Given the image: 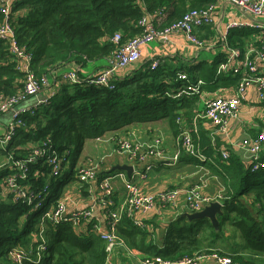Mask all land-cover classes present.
<instances>
[{
    "label": "trees",
    "instance_id": "16d2710c",
    "mask_svg": "<svg viewBox=\"0 0 264 264\" xmlns=\"http://www.w3.org/2000/svg\"><path fill=\"white\" fill-rule=\"evenodd\" d=\"M6 2L0 0V24L9 21L13 26L19 45L32 55L33 70L40 78L70 61L85 65L90 61L105 59L116 47L110 41L111 38L122 33L126 41L140 35L143 30L139 21L145 17H152L157 29L164 28L177 23L192 10L208 8L214 0ZM8 5L10 13L7 15L4 10ZM163 13L167 15L165 23H162ZM244 34L246 31L243 28L230 31L228 43L231 49L243 53L246 45L239 36ZM226 62L223 55L212 64L202 63L192 69L182 68V71H173L164 63L153 71L146 63L131 75L118 79L115 90L94 85L83 87L66 84L60 94L37 107L33 115L24 116L25 126H16L11 142L4 149L0 148V264H13L8 256L15 246L28 250L32 258L36 256L38 242L33 235H39L41 231L36 227L41 211L22 204L3 183L10 169L2 165L9 158L25 159L29 156L31 144L49 139L51 151L58 154L69 152L70 156L73 151L78 156L90 139H97L129 123L142 124L160 118L168 121L177 140L180 135L178 119L193 120L194 105L200 96H184L178 100L173 96L190 84H197L199 80L206 86V82L213 83L217 78L227 77L218 73L219 66ZM18 67L19 63L12 60L8 47L0 42V102L23 91L25 75ZM143 68L146 69L143 71ZM179 72L188 76V82L179 79ZM238 79L236 77L234 81L238 82ZM198 145L204 155L214 156L208 154L210 147L204 136H200ZM79 160L76 157L71 162L66 175L58 180H50L53 195L61 194L60 189L57 190L60 183L74 177ZM222 161L220 168L226 175L224 182L227 191L217 227L207 218L192 220L182 215L170 220L163 229L160 228L159 234H155L158 226H153L152 232L150 228L138 227L132 219L125 217L117 227L118 237L143 261L160 259L176 262L201 254H217L229 257L237 264H264V261L256 260H264V169L254 168L257 162H264V156L261 155L255 162L251 160L249 165L235 155ZM87 162L81 163L85 165ZM105 167L106 164L100 167L97 181L91 182L96 187L106 177L124 173L112 172V167ZM31 171H37L42 177L35 178L32 174L28 186L40 190L41 186L47 184L48 177L43 176L49 175L48 166L33 165ZM76 182L80 194L90 183ZM91 223L85 227L87 230L80 232L70 222L56 224L47 221L43 230L49 251L40 263L24 264H108L106 244L92 229ZM227 226L235 230L245 244L244 254L234 252V248L227 251L224 247H218L224 239H230L226 236Z\"/></svg>",
    "mask_w": 264,
    "mask_h": 264
},
{
    "label": "built area",
    "instance_id": "2783aa9c",
    "mask_svg": "<svg viewBox=\"0 0 264 264\" xmlns=\"http://www.w3.org/2000/svg\"><path fill=\"white\" fill-rule=\"evenodd\" d=\"M12 0H7V4ZM221 4L233 5L238 8L241 13L254 21L250 24L233 22L229 25L225 34L222 35L226 47L229 50V56L226 63L218 68L219 74H230L238 77L235 96L225 97L217 96L214 99H208L203 105V110L198 112L194 124L191 126L188 121L180 117L177 121L179 125V137L176 141L178 147L177 153L169 158L166 148V137L157 133L148 140L136 141V134L133 132H126L125 135H104L95 139L96 143L107 138H112L113 151H106L99 160H88L87 164H77L74 169V177L81 183L96 182L101 166H105L107 162L114 158H126L127 165L133 167L134 178H143L152 172L155 166L163 160L170 159L173 165H176L182 154L196 160L198 163H204L206 157L200 151L198 139H200L199 132H197V124L200 120H206L212 123L215 127L224 128L229 119L235 120L240 117V108L247 96L249 90H254L258 96V102L264 107V71L259 68L258 62L264 64V0H214V3L206 9H195L188 12L181 20L171 26L164 28H156L152 17H145L139 21V26L142 28L140 35L134 38L123 40L122 33L115 34L110 41L116 46L114 51L105 58L106 66L100 73L90 77L80 78L78 70L66 72L61 77L62 85H94L99 88H107L108 90L116 89V81L119 74L131 66H134L140 61L141 49L155 41L163 40L169 41L170 36L177 34V32H184L186 39L195 49H202L206 47L205 41H202L197 36L199 28L212 26L214 24L213 15L216 8ZM5 14L10 13V6L4 10ZM167 15L163 13L162 19ZM234 28H249L258 31V46H253L249 49H244L243 53L238 49H231L228 43V37L231 30ZM0 42H3L11 53L12 60L19 63L20 70L25 77L23 91L16 95L6 98L0 102V115L12 112V121L8 125L7 133L0 138V148H5L13 138L14 128L16 126H25L23 117L26 115H33L35 108L21 107L23 103L29 98L39 95L49 89L55 78L52 72L38 77L33 70V57L22 48L15 35V30L9 21L0 24ZM162 65L161 58L152 61L150 64L151 70L155 71ZM178 77L182 81L188 82V76L184 72L178 73ZM205 83L199 80L197 84H190L185 89L178 91L173 97L179 99L181 97L203 96ZM205 92V91H204ZM106 137V138H105ZM51 141H43L38 144L30 145L29 156L25 159L16 160L12 156L2 166H8L10 172L4 179L3 183L9 193H14L16 199L24 205L33 206L34 210L41 211L43 217L38 225V230H41L39 235L34 234V240L38 242L36 247V256L31 254L26 249L14 247L10 252L8 258L13 264H24L25 262L40 263L45 258L49 251L46 245V238L44 236V226L47 221H53L59 224L63 221L70 222L80 232L87 230L85 227L93 222L95 219V211L92 209H77L73 212L69 211L71 204V194H54L51 192V179H59L66 174L67 170L71 168L69 164V152L65 154H58L51 151ZM239 146L242 149L248 150L252 156V161L255 162L261 158V153L264 150V125L261 132L255 139L246 138ZM223 158H229L228 154H224ZM45 164L48 166L47 184L41 186L40 190H34L29 187L31 176L40 178L37 171L30 172L33 165ZM264 169V162L255 164V170L258 168ZM43 175V174H42ZM121 179L124 182V189L126 190L124 200L116 205L114 202L115 188L113 182L115 179ZM56 180V181H57ZM65 179L64 183H67ZM101 192L97 201L98 205L105 210L107 216L106 230H102L98 223H91L92 229L106 244L107 252H109V259L116 253V249L127 247L125 243L118 237V225L125 218L128 217L134 221V215L138 212L149 213L151 211H158L160 213L166 209L174 208L176 211L180 208L176 203L178 192L166 191L161 195L154 196L143 193L139 186L128 177L127 173H119L118 175L106 177L98 186ZM224 191L220 192L216 198H207L199 194L198 189H191L185 199L183 209L187 214H196L203 211L213 203H221L224 199ZM135 223V222H134ZM138 227L143 228L141 223H135ZM132 252L131 250L129 251ZM213 259L217 264H237L229 257L218 256L217 254H201L193 258H183V260L171 262L160 259H147L142 264H199L202 260ZM240 264V263H239Z\"/></svg>",
    "mask_w": 264,
    "mask_h": 264
},
{
    "label": "crops",
    "instance_id": "0c3cea01",
    "mask_svg": "<svg viewBox=\"0 0 264 264\" xmlns=\"http://www.w3.org/2000/svg\"><path fill=\"white\" fill-rule=\"evenodd\" d=\"M166 19V17H165ZM165 19H162V23H165ZM153 20V18H152ZM214 24L199 28L197 30V36L202 41H205L206 47L202 49H195L186 39L184 32H177V34L170 36L169 41L158 40L141 49L140 61L134 66L129 67L125 71L119 74L118 79H122L128 75H131L134 71H137L144 64L152 63V61L161 58L162 64L167 65L173 71H182V68H195L199 64L208 63L212 64L215 60L225 55L226 61L228 60L229 50L222 40V35L225 34L229 25L233 22L247 23L250 24L254 20L244 16L241 11L235 6L228 4L219 5L214 11L213 15ZM161 23V25H162ZM264 23V22H262ZM246 34L239 36L244 41L246 49L258 46V31L251 30L249 28H243ZM247 36V37H246ZM106 66V60L102 59L99 61H90L85 65H80L76 61H70L57 67L52 73L55 78L52 86L47 91L29 98L28 101L23 103L21 107L25 108H37L48 102L49 98L54 95L60 94L63 88L61 77L66 72L78 70L79 75L84 77H90L103 71ZM260 69L264 71V64L258 62ZM146 68H143V71ZM180 73V72H179ZM227 77L217 78L213 83H207L204 87L203 96H200L196 104L194 105V111L192 113L193 120L188 124H194L195 118L198 112L203 110V105L206 100L214 99L217 96L233 97L235 96V90L237 87V81L234 79L236 76L230 74ZM12 112L4 113L0 115V136H4L7 133L8 125L12 121ZM240 117L238 119L227 121V125L224 128L215 127L212 123L206 120H200L197 124V132L201 137L204 136L208 143L210 150L209 155L213 157H206L204 163H198L196 160L182 154L179 162L176 165L170 161V159L163 160L157 164V167L148 173L146 177L134 178L132 180L139 186L143 193L158 196L166 191H176L178 196L176 203L179 210L166 209L162 213L158 211H151L149 213H136L134 215V222L141 223L143 227H148L153 232L154 227L156 228L155 234L160 233V228H164L168 222L176 217L186 215L188 212L183 209L185 205V199L187 193L193 189H198L201 196L207 198H216L220 192L224 191L225 195L227 187L224 182L226 175L220 168V162L224 160L223 155L228 156L235 155L242 159V161L249 165L251 164L252 156L248 150L242 149L239 146L244 139H255L256 136L261 132L264 125V107L258 102L257 93L254 90H249L247 96L244 99L240 108ZM157 129L163 130L166 134V148L169 158H172L177 152L178 147L176 145V133L170 127L167 120L160 118L153 122H145L142 124L129 123L123 127L114 130V132H106L104 135H110L115 137L116 135H125L124 133L133 132L138 134L136 141H144L152 138L158 132ZM114 146L109 144L105 148L99 149L96 146L95 139L86 141L77 156L80 159L77 163L87 161L89 159L99 160L106 151H113ZM206 150V149H205ZM264 156V150L261 153ZM222 159V160H221ZM223 162V161H222ZM127 164V159L114 157L113 160H109L106 164V169L114 168L117 165ZM112 168L110 170H112ZM68 170L66 171V173ZM66 175V174H65ZM128 175V174H127ZM75 177H70L67 183H60V193L71 194V204L69 211L73 212L77 209H92L95 211V222L98 223L102 230H106L107 216L105 210L98 205L97 201L101 192L94 183L89 185L83 190V193H79L76 189L78 185ZM231 186L232 183H229ZM115 188L114 202L119 205L125 198L126 190L124 189V182L117 178L113 182ZM219 217V216H218ZM226 236L231 237L235 245H233L234 252L238 254H244L245 244L239 237L235 230H229ZM218 247H224L219 245ZM121 248V247H119ZM116 249V253L112 255L108 261V264H142L143 260L134 254L129 252L127 247ZM257 261L263 262L262 258L256 259ZM199 264H217L213 259L209 258L202 260Z\"/></svg>",
    "mask_w": 264,
    "mask_h": 264
},
{
    "label": "water",
    "instance_id": "95a60500",
    "mask_svg": "<svg viewBox=\"0 0 264 264\" xmlns=\"http://www.w3.org/2000/svg\"><path fill=\"white\" fill-rule=\"evenodd\" d=\"M119 171V172H126L128 174L129 178H132L133 176V167L131 165H117L111 170ZM223 206L221 203H213L209 207H206L203 211L196 214H186L190 219H196L199 220L200 218H207L210 220L212 225L218 226V216L223 214Z\"/></svg>",
    "mask_w": 264,
    "mask_h": 264
},
{
    "label": "rangeland",
    "instance_id": "374dc122",
    "mask_svg": "<svg viewBox=\"0 0 264 264\" xmlns=\"http://www.w3.org/2000/svg\"><path fill=\"white\" fill-rule=\"evenodd\" d=\"M157 132L160 134V135H163V137H166V134L163 133L164 131L163 130H160V129H157ZM138 134H136V137L138 138L137 136ZM0 138H2V136H0ZM106 138V137H105ZM109 144H113V141H112V138H107V139H104L103 141L101 142H98L96 143V146L101 149V148H105V146L109 145ZM77 157V154H75V152L72 151V154L71 156H69V164L70 162H74V159ZM114 158L110 159L113 160ZM76 189H79V186H76ZM43 217V213L38 217V221L36 222V227H38L39 223H40V220L42 219ZM229 230H232V228L230 226H227L225 227V231L228 232ZM232 236H230V239H227V240H223V243L220 244L221 246H224V248L227 250V251H230L231 249H233V245L234 242H233V239H231ZM121 248H119L118 250H120Z\"/></svg>",
    "mask_w": 264,
    "mask_h": 264
},
{
    "label": "flooded vegetation",
    "instance_id": "af4514ba",
    "mask_svg": "<svg viewBox=\"0 0 264 264\" xmlns=\"http://www.w3.org/2000/svg\"><path fill=\"white\" fill-rule=\"evenodd\" d=\"M133 177V176H132ZM130 179H132V178H130Z\"/></svg>",
    "mask_w": 264,
    "mask_h": 264
}]
</instances>
